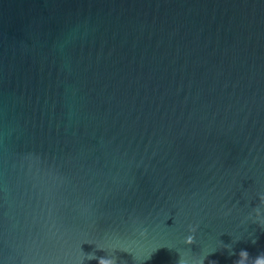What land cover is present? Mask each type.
Returning a JSON list of instances; mask_svg holds the SVG:
<instances>
[{"label":"water","instance_id":"1","mask_svg":"<svg viewBox=\"0 0 264 264\" xmlns=\"http://www.w3.org/2000/svg\"><path fill=\"white\" fill-rule=\"evenodd\" d=\"M241 251L264 253V0H0V264Z\"/></svg>","mask_w":264,"mask_h":264},{"label":"clouds","instance_id":"2","mask_svg":"<svg viewBox=\"0 0 264 264\" xmlns=\"http://www.w3.org/2000/svg\"><path fill=\"white\" fill-rule=\"evenodd\" d=\"M190 232L194 233L195 228L190 227ZM185 243L187 245H192L194 243V237L192 235H189L186 238ZM253 243H255V241H253ZM98 264H115V262L111 258L100 257L98 259ZM179 264H185V261L181 259L179 261ZM195 264H204V261L203 259H197ZM236 264H249V255L246 251H241L239 253V260L236 262ZM251 264H264V253H261L254 260H252Z\"/></svg>","mask_w":264,"mask_h":264}]
</instances>
